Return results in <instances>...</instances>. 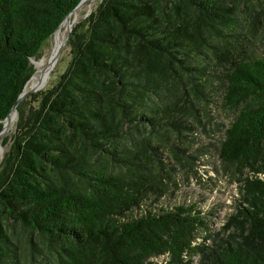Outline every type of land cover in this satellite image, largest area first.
Instances as JSON below:
<instances>
[{
    "label": "trees",
    "instance_id": "trees-1",
    "mask_svg": "<svg viewBox=\"0 0 264 264\" xmlns=\"http://www.w3.org/2000/svg\"><path fill=\"white\" fill-rule=\"evenodd\" d=\"M81 1L0 0V132ZM263 29L264 0H102L2 139L0 264H264ZM212 135L239 175L217 230L169 201Z\"/></svg>",
    "mask_w": 264,
    "mask_h": 264
},
{
    "label": "rangeland",
    "instance_id": "rangeland-1",
    "mask_svg": "<svg viewBox=\"0 0 264 264\" xmlns=\"http://www.w3.org/2000/svg\"><path fill=\"white\" fill-rule=\"evenodd\" d=\"M101 2L102 0H85L81 7L77 8L68 16L70 17L69 20L60 29V48H56V39L53 34L42 45L39 57L31 60L35 70L34 75L37 73L40 76L38 84H41L42 77L44 74L46 76L49 64L52 62L58 50H60L57 61L51 70V75L47 77L42 90L56 83L58 77L64 72L70 60L69 39L73 29L81 25ZM70 19L72 20L70 21ZM35 63L40 64L39 71H36ZM8 119L4 124V136L10 137L14 131L16 121V112L14 110L9 114ZM218 139V135H212L210 139H203L206 147L197 152V163H184L182 167H179L180 173L178 174L177 181L180 190L174 199L169 200L171 204L176 202H197V207L203 210L207 216L210 228L216 230L234 212V207L239 198V184L237 183L239 175L233 165H225L219 159L217 151ZM5 150L6 147H3L4 152ZM247 172L248 170L246 169L243 174ZM196 261L197 259H195Z\"/></svg>",
    "mask_w": 264,
    "mask_h": 264
},
{
    "label": "bare ground",
    "instance_id": "bare-ground-1",
    "mask_svg": "<svg viewBox=\"0 0 264 264\" xmlns=\"http://www.w3.org/2000/svg\"><path fill=\"white\" fill-rule=\"evenodd\" d=\"M84 3V2H83ZM82 3V4H83ZM82 4L79 6V7H81L82 6ZM78 7V8H79ZM76 13V12H75ZM76 15H77V13H76ZM69 18L70 17H66V19H64L63 20V22L61 23V25H60V27H59V29L54 33V36H55V39H56V48H58L59 47V35H60V29L67 23V21L69 20ZM72 19H70V21H71ZM69 25V24H68ZM68 28V27H67ZM65 29V28H64ZM63 30V29H62ZM60 48V47H59ZM59 51L60 50H58V52H57V54L54 56V58H53V60H52V62L49 64V67H48V70H47V72H46V76H45V74L43 75V77H42V82H41V85H42V87H44L45 86V83H46V80H47V77H48V73L52 70V68H53V66L55 65V63H56V61H57V58H58V54H59ZM35 68H36V71L38 70L39 71V69H40V64L39 63H35ZM39 79H40V76L39 75H37V73L33 76V78L31 79V81H30V83L28 84V85H26L25 87L26 88H24L25 89V92L27 91L28 92V90H30L32 87H34L36 84H38V81H39ZM12 112V111H11ZM10 119V118H9ZM8 119V120H9ZM4 132H5V128H4V130L2 131V133H1V137H0V159H1V157H2V155H3V146H2V139H3V137H4Z\"/></svg>",
    "mask_w": 264,
    "mask_h": 264
},
{
    "label": "water",
    "instance_id": "water-1",
    "mask_svg": "<svg viewBox=\"0 0 264 264\" xmlns=\"http://www.w3.org/2000/svg\"><path fill=\"white\" fill-rule=\"evenodd\" d=\"M85 0H82L79 5L73 10V12L84 2ZM63 22V21H62ZM61 22V23H62ZM61 25V24H60ZM60 25L57 27L56 31L59 29ZM55 31V32H56ZM54 32V33H55ZM34 75V74H33ZM33 75L31 76V78L27 81L26 85L29 83V81L32 79ZM51 75V71L48 73V77H50ZM25 85V86H26ZM25 88V87H24ZM43 89L42 85L41 84H36L34 87H32L28 92H24V89L22 91V93L20 94V96L18 97L17 101L15 102L13 108H12V111L14 110L15 111V108L16 106L18 105V103L23 100L25 97H27L29 94H32V93H35V92H38V91H41ZM16 112V111H15ZM9 116V115H8ZM8 116L1 122L2 123V129H1V132H0V137H1V133L4 129V124L7 122V119H8Z\"/></svg>",
    "mask_w": 264,
    "mask_h": 264
}]
</instances>
